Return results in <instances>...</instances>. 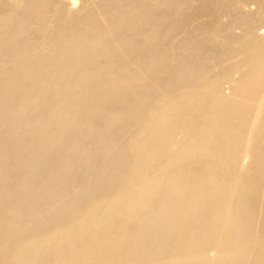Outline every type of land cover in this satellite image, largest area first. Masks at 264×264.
<instances>
[{"label": "bare ground", "instance_id": "obj_1", "mask_svg": "<svg viewBox=\"0 0 264 264\" xmlns=\"http://www.w3.org/2000/svg\"><path fill=\"white\" fill-rule=\"evenodd\" d=\"M77 4L0 0V264H264V0Z\"/></svg>", "mask_w": 264, "mask_h": 264}, {"label": "rangeland", "instance_id": "obj_2", "mask_svg": "<svg viewBox=\"0 0 264 264\" xmlns=\"http://www.w3.org/2000/svg\"><path fill=\"white\" fill-rule=\"evenodd\" d=\"M66 1H67V0H66ZM68 1H69V0H68ZM73 1H74V3H78L77 6L81 4V0H73ZM76 1H77V2H76Z\"/></svg>", "mask_w": 264, "mask_h": 264}]
</instances>
